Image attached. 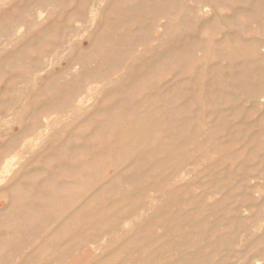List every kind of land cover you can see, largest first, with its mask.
Wrapping results in <instances>:
<instances>
[{
	"label": "rangeland",
	"instance_id": "rangeland-1",
	"mask_svg": "<svg viewBox=\"0 0 264 264\" xmlns=\"http://www.w3.org/2000/svg\"><path fill=\"white\" fill-rule=\"evenodd\" d=\"M263 46L264 0H0V264H264Z\"/></svg>",
	"mask_w": 264,
	"mask_h": 264
},
{
	"label": "bare ground",
	"instance_id": "bare-ground-1",
	"mask_svg": "<svg viewBox=\"0 0 264 264\" xmlns=\"http://www.w3.org/2000/svg\"><path fill=\"white\" fill-rule=\"evenodd\" d=\"M205 6H207V5H205ZM199 7H200V6H199ZM202 9H203V5H202ZM206 10H207V9H206ZM203 11H204V10H203ZM207 11H208V10H207ZM207 11H205V12H207ZM203 13H204V12H203ZM204 14H205V13H204ZM207 14H208V12H207ZM207 14H205V15H207ZM87 20H88V19H87ZM256 46H257V45H256ZM263 47H264V46H263ZM255 48H256V47H254V49H255ZM253 51H255V50H253ZM261 52H264V50L261 51ZM261 55H262V54H261ZM256 56H257V55H256ZM92 89H93V88H92ZM259 90H260V89H259ZM261 92H262V91H261ZM90 93H92V92H90ZM253 94H254V92H253ZM250 96L253 97L252 94H251ZM88 97H89V96H88ZM84 99H85V98H84ZM164 99H165V98H164ZM164 99H163V100H164ZM149 101H150V100H149ZM77 102H78V101H77ZM142 104H143V103H142ZM144 104H145V103H144ZM147 105H148V104H147ZM167 105H168V104H167ZM82 107H83V106H82ZM167 107H168V106H167ZM127 109H128V108H127ZM161 109H162V108H161ZM165 109H166V108H165ZM178 110H179V109H178ZM178 110H177V111H178ZM149 114H150V113H149ZM130 115H131V114H130ZM147 116H148V115H147ZM143 117H144L143 115H142V116L137 115V118H136L135 120L131 121V123H129V124L126 126V129H127V130H130V131H132V132H133V131H134V132H137V131H143V130H145V129L148 127V126H145V124H144V123L147 121V119H145V118H143ZM155 117H157V116H155ZM172 117H173V116H172ZM153 118H154V117H153ZM169 118H170V117H169ZM119 120H120V119H119ZM122 121H123V120H122ZM157 121H158V120H157ZM169 123H170V122H169ZM49 124H50V123H49ZM168 125H169V124H168ZM46 129H47V128H46ZM148 129H149V128H148ZM171 129H172V128H171ZM153 130H154V129H153ZM168 130H169V129H168ZM147 132H148V134H149V131H147ZM166 132H167V131H166ZM173 132H174V129H173ZM146 135H147V134H146ZM181 135H182V134H181ZM150 137H152V135H151ZM127 138H128V137H127ZM127 138H126V139H127ZM123 140H124V139H123ZM150 140H152V139H150ZM152 141H153V140H152ZM154 141H155V140H154ZM154 141H153V142H154ZM172 141H173V140H172ZM28 145H29V144H28ZM172 147H173V146H172ZM180 150H181V149H180ZM183 150H185V149H183ZM176 151H177V150H176ZM181 152H182V151H180V153H181ZM177 154H178V153H177ZM186 155H188V154H186ZM181 159H182V158H181ZM186 159H187V158H186ZM98 160H99V159H98ZM98 160H97V161H98ZM120 160H121V159H120ZM120 160H119V161H120ZM142 160H143V159H142ZM119 161H118V162H119ZM180 161H181V160H180ZM98 162H99V161H98ZM116 162H117V161H116ZM144 162H146V160H144ZM119 164H120V163H119ZM133 164H134V163H133ZM182 164H183V163H182ZM100 165H101V164H100ZM103 165H104V164H103ZM145 165H146V164H145ZM87 166H88V165H87ZM118 166H119V165H118ZM134 166H135V164H134ZM136 166H137V165H136ZM115 167H116V166H115ZM128 167H129V166H128ZM128 167H126V168L128 169ZM132 167H133V166H132ZM87 168H89V167H87ZM87 168H86V171H88ZM99 168H100V167H99ZM129 168H130V167H129ZM134 168H135V167H134ZM130 169H131V168H130ZM182 169H183V168H182ZM94 170L97 171V170H99V169H96V167H95ZM132 170H133V169H132ZM132 170H130V171H132ZM176 170H177V169H176ZM92 171H93V170H92ZM166 171H167V170H166ZM126 172H127V171H126ZM163 173H164V172H163ZM170 173H172V172H170ZM22 174H23V173H22ZM171 175H172V174H171ZM9 176H10V175H9ZM137 176H139V175H137ZM167 177H168V176H167ZM4 178H5V177H4ZM162 178H163V177H162ZM162 178H161V179H162ZM161 179H160V181H161ZM174 179H175V178H174ZM174 179H173V180H174ZM165 180H166V179H165ZM173 180H172V181H173ZM158 181H159V180H158ZM162 181H163V180H162ZM172 181H171V182H172ZM166 182H167V181H166ZM168 182H169V180H168ZM155 183H156V182H155ZM160 183H162V182H160ZM164 183H165V182H164ZM86 184H87V183H86ZM166 184H167V183H166ZM131 185H132V183H131ZM159 185H160V184H159ZM166 186H167V185H166ZM166 186H164V187H166ZM177 186H179V185H177ZM180 186H181V185H180ZM171 187H173V186L171 185ZM175 187H176V186H175ZM156 188H157V186H156ZM158 188H159V187H158ZM176 188H177V187H176ZM176 188H175V189H176ZM146 189H147V188H146ZM148 189H149V188H148ZM150 189H151V188H150ZM152 189H153V188H152ZM170 189H171V188H170ZM175 189H174V190H175ZM179 189H180V188H179ZM179 189L177 188V191H179ZM181 189H182V188H181ZM154 190H155V189H154ZM147 191H148V190H147ZM140 192L143 193L144 190H143V191L141 190ZM156 192H157V191H156ZM144 193H146V191H145ZM152 193H153V192H152ZM150 194H151V193H150ZM142 195H144V194H142ZM142 195H140V196H142ZM155 195H156V194H155ZM165 195H167V194H165ZM165 195H164V196H165ZM96 196H98V195H96ZM146 196H147V195H146ZM157 196H158V194H157ZM157 196H152L151 201H153V197H157ZM164 196H163V197H164ZM143 197H145V195H144ZM143 197L140 198L139 196H136V198H138L137 200L142 199ZM147 197H148V196H147ZM158 197H159V196H158ZM163 197H162V195H161L160 199H162ZM154 199H155V198H154ZM154 201H155V200H154ZM157 201H158V200H157ZM83 202H84V201H83ZM83 202H82V203H83ZM91 202H92V201H91ZM160 202H161V200H160ZM135 203H136V202H135ZM138 203H141V200H140V202H137V204H138ZM142 203H143V201H142ZM142 203H141V204H142ZM156 203H158V202H156ZM137 204H136V205H137ZM143 204H145V202H144ZM134 205H135V204H134ZM136 205L133 206V207H136ZM147 205H148V204H147ZM147 205L145 204V206H147ZM78 206H79V205H78ZM82 206H83V205H82ZM145 206L142 205V206H140V207H145ZM85 207H86V206H85ZM131 207H132V206H131ZM149 207H150V206H149ZM154 208H156V206H155ZM80 209H81V208H80ZM143 209H144V208H143ZM137 210H138V209H137ZM140 210H141V209H140ZM77 211H78V209H77ZM131 211L133 212V210H130V212H131ZM79 212H81V211H79ZM137 212H138V211H137ZM126 213H128V212H126ZM135 213H136V212H134V214H135ZM76 214H77V212H76ZM82 214H84V213H82ZM115 214L118 215L117 212H116ZM123 214H124V213H123ZM105 216H106V215H105ZM111 216H112V215H111ZM114 216H115V215H114ZM131 216H132V214H131ZM133 216H135V215H133ZM139 216H141V215L139 214ZM76 217H77V216H76ZM82 217H83V216H82ZM116 217H117V216H116ZM136 217H137V216H136ZM137 218H138V217H137ZM129 219H130V218H128V220H129ZM102 221H103V220H102ZM105 221H106V219H105ZM107 221H109V220H107ZM138 221H139V220H138ZM101 223L103 224V222H101ZM104 224H106V223H104ZM104 224H103V225H104ZM113 224H114V223H113ZM120 224H121V223H120ZM107 225H108V223H107ZM107 225H106V226H107ZM101 226H102V225H101ZM101 226H100V227H101ZM104 226H105V225H104ZM110 226H111V225H110ZM102 227H103V226H102ZM127 229H128V228H127ZM148 229H149V228H148ZM100 231H101V230H100ZM98 232H99V231H98ZM125 232H126V231H125ZM112 234H113V233H112ZM112 234H111V235H112ZM105 236H106V235H105ZM105 236H104V238H105ZM242 236H243V235H242ZM104 238H103V239H104ZM103 239H101V240H103ZM135 239H136V238H135ZM96 240H97V239H96ZM98 240H99V239H98ZM107 241H108V240H107ZM93 243H94V242H93ZM97 243H99V242H97ZM172 247H173V246H172ZM166 250H169V249H166ZM161 257H162V256H161Z\"/></svg>",
	"mask_w": 264,
	"mask_h": 264
}]
</instances>
